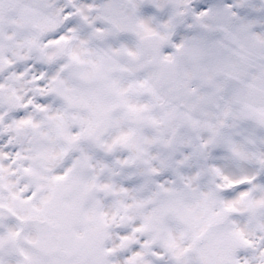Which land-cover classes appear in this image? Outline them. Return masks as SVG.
<instances>
[{
  "label": "snow or ice",
  "instance_id": "6c2138e0",
  "mask_svg": "<svg viewBox=\"0 0 264 264\" xmlns=\"http://www.w3.org/2000/svg\"><path fill=\"white\" fill-rule=\"evenodd\" d=\"M0 264H264V0H0Z\"/></svg>",
  "mask_w": 264,
  "mask_h": 264
}]
</instances>
